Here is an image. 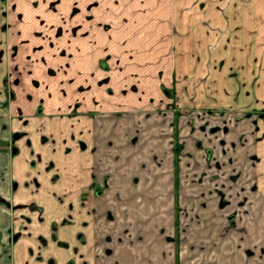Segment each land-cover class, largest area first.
<instances>
[{
	"label": "crops",
	"instance_id": "crops-1",
	"mask_svg": "<svg viewBox=\"0 0 264 264\" xmlns=\"http://www.w3.org/2000/svg\"><path fill=\"white\" fill-rule=\"evenodd\" d=\"M104 58L118 59L113 104ZM170 105L223 114L228 212L239 214L228 232L217 229L216 199L204 228L179 231L176 179L173 193L152 189L172 221L142 215L143 227L121 197L91 190L102 182L105 110L131 123L124 138L137 122L147 137L171 129ZM131 142L112 153L124 177L139 154L153 161L151 141ZM124 177L126 206L146 203ZM0 199V264H264V0H0Z\"/></svg>",
	"mask_w": 264,
	"mask_h": 264
},
{
	"label": "rangeland",
	"instance_id": "rangeland-1",
	"mask_svg": "<svg viewBox=\"0 0 264 264\" xmlns=\"http://www.w3.org/2000/svg\"><path fill=\"white\" fill-rule=\"evenodd\" d=\"M80 12V9H74L73 15L76 16L80 14ZM117 60L118 59L111 58H104L103 60L104 64L107 66L104 67L106 71L105 80L104 84H102L101 86H104L105 98L106 101L109 99L110 104H113L115 101L122 100L121 97L119 95H116L114 93V90L112 89V79L116 76V73L112 72V64H116ZM132 90L134 91V89ZM141 91H143V89ZM141 91H139L140 94ZM96 92L97 90L90 89L88 91V97H93ZM78 96L80 97V95ZM118 106L106 105L105 108L115 110L116 108H118ZM78 107L79 106L77 105L75 106L72 114H79L77 113V111H80ZM123 108L124 107H121V109ZM193 108L194 110L187 107L180 108L178 106L173 107L170 105L168 107V110L173 111L175 115L173 122L171 123V129L170 126L166 129L165 127L157 129L154 128L153 132L147 133V137H142L143 135L139 136V133L142 130V123L137 122L136 126L133 128L136 133L130 138H124V132H120L123 131L125 127H129L128 124H131L119 120V118L121 117L120 115H122L123 113L120 111L113 112L105 110V113L103 114L105 121H99V123H104L106 130V138L103 139L102 147L104 152L103 155H100V158L98 159L100 164L99 176L102 178V182H100L99 184V182L97 181L93 184L94 186L92 185L91 190H94L93 193L95 197H108L107 200H110L112 198L117 199L121 197L123 199V204H125L123 205V207L136 213L133 214L132 217L136 218V222L134 221V225L137 227H143V223L141 222L140 218L142 215L154 220H156V217H161L162 215L170 223L172 221L173 215L168 214L165 211L169 209V207L167 206V204L165 206V202H156L159 198L157 199L155 195H160V193L152 192V189L164 188L163 191H170L173 193V186L171 183L175 182L176 179V168L173 165L174 162H176V149L178 148V171L180 182L179 215L181 217V227L179 231H181V233L182 230L185 232V228H187L189 230L188 232L191 233L200 226L204 228V226L206 225V207L209 202L216 199L215 208L218 212V219L216 221L217 229L218 231H220V233L228 232L225 228L230 227L228 226L230 223H236L238 221L237 217L239 216V214L237 213L233 215V218H231V213L228 212V207L231 205V203L228 201L226 189L229 184L228 182L230 178L228 173L232 161L231 159L226 157V125L224 122L219 121V119H222L223 114L221 111L209 110L208 108ZM88 116L92 117L94 115L92 113H89ZM93 118L95 119L96 117L94 116ZM113 127L114 131L116 132L115 134L119 139H117L116 137L112 138V135L110 137H107V135L112 133ZM213 127H219L220 129L218 128L216 130L217 133L214 134L212 130ZM126 132H128V130H126ZM160 135L167 138L163 140L161 138V147L160 149H158L159 147L156 149L154 145L159 144L160 138L158 137ZM129 139L132 140L131 144L133 148L130 146L128 147H130L133 151L137 149V146H144L147 141H151L153 144V161L150 162L149 157H147L146 154H139V158L137 159L138 161H136L135 166H133L137 167V170L135 172L132 171L133 174H130L127 171L126 173L129 176L127 177L126 174L124 177V171L121 170L122 174H119L116 172V170L113 169L112 166L114 165V162H119L120 154L116 153L117 155L114 156L112 155V153L114 150H118L120 146H122L123 148L124 143H127ZM215 145H217L218 148L217 159L214 158V153L212 151ZM95 152L96 148L94 150V153ZM130 176L133 177L134 183L136 184V190H141V192L138 193L137 197L144 199L146 203L140 201L137 203L138 205L134 203L126 206L127 203H129L128 201L130 200L129 194L134 192L128 191L133 187H130L129 184L124 185L118 183L120 180H122V177L130 178ZM157 184H159V186H157ZM166 186L168 187L165 188ZM147 198H150L152 201H149V199ZM154 203L157 205V207H162H160V209H156V211L154 212H150L147 215L141 213L145 205H148V208L151 209V206H154ZM108 211H110V209ZM152 225L158 224H155L154 222ZM106 254L108 255L111 253L108 252Z\"/></svg>",
	"mask_w": 264,
	"mask_h": 264
},
{
	"label": "flooded vegetation",
	"instance_id": "flooded-vegetation-1",
	"mask_svg": "<svg viewBox=\"0 0 264 264\" xmlns=\"http://www.w3.org/2000/svg\"><path fill=\"white\" fill-rule=\"evenodd\" d=\"M177 114V113H176ZM180 116V115H179ZM215 129H218V127H213L212 128V130L214 131ZM226 130V129H225ZM215 133H217L216 131L214 132V134ZM177 150V158H176V160L178 161L179 160V157H178V154H179V149L177 148L176 149ZM212 152V151H211ZM211 152H210V154H211ZM178 168H179V161H178V163L176 164V182H178V186H177V193H178V197H179V200H178V202H179V205L176 207L178 210H180V193H179V188H180V182H179V171H178ZM0 201H1V199H0Z\"/></svg>",
	"mask_w": 264,
	"mask_h": 264
},
{
	"label": "trees",
	"instance_id": "trees-1",
	"mask_svg": "<svg viewBox=\"0 0 264 264\" xmlns=\"http://www.w3.org/2000/svg\"><path fill=\"white\" fill-rule=\"evenodd\" d=\"M178 163V161L176 160V164ZM177 186H178V182H177ZM2 202H4L3 200H1Z\"/></svg>",
	"mask_w": 264,
	"mask_h": 264
},
{
	"label": "water",
	"instance_id": "water-1",
	"mask_svg": "<svg viewBox=\"0 0 264 264\" xmlns=\"http://www.w3.org/2000/svg\"><path fill=\"white\" fill-rule=\"evenodd\" d=\"M217 129H215L213 132H215Z\"/></svg>",
	"mask_w": 264,
	"mask_h": 264
}]
</instances>
